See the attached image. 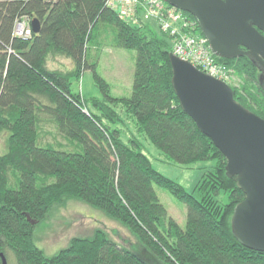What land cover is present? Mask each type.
<instances>
[{"label":"trees","instance_id":"1","mask_svg":"<svg viewBox=\"0 0 264 264\" xmlns=\"http://www.w3.org/2000/svg\"><path fill=\"white\" fill-rule=\"evenodd\" d=\"M184 14L203 35L195 18ZM23 18H37L41 31L16 37L15 24ZM145 26L121 19L108 0H0V131L6 133V150L0 152V254L12 251L17 264H264V252L247 248L233 232L234 208L245 194L228 175L227 159L180 106L172 85L171 41ZM109 30L116 47L137 54L130 98L113 97L97 62L88 61L90 46L101 45ZM59 56L73 67H51ZM217 59L244 79V92L234 89L235 99L264 118L258 67L246 56ZM87 70L103 100L72 91V79ZM117 103L176 163H215L195 193L156 170L135 135L124 138L127 123L112 106ZM49 124L76 149L57 141L39 145ZM154 186L187 205L185 228L169 217ZM223 193L226 203L218 201ZM70 199L104 212L135 242H118L97 228L46 255L35 243V228L56 204Z\"/></svg>","mask_w":264,"mask_h":264},{"label":"water","instance_id":"2","mask_svg":"<svg viewBox=\"0 0 264 264\" xmlns=\"http://www.w3.org/2000/svg\"><path fill=\"white\" fill-rule=\"evenodd\" d=\"M164 1L195 18L218 58L248 56L260 67L264 91V0ZM31 24L34 33L41 31L37 18ZM170 63L181 108L225 156L228 175L236 177L245 194L234 208L233 232L247 248L264 252V118L235 99L226 82L173 53ZM0 255L2 264H7Z\"/></svg>","mask_w":264,"mask_h":264},{"label":"rangeland","instance_id":"3","mask_svg":"<svg viewBox=\"0 0 264 264\" xmlns=\"http://www.w3.org/2000/svg\"><path fill=\"white\" fill-rule=\"evenodd\" d=\"M119 1H121L123 5L128 6V0ZM143 7L144 9H140L135 15L139 25H146L145 27L149 26L157 33L160 31L163 33V31L159 29L160 19L158 16H155L150 8H146V4H143ZM24 23L25 22L21 24ZM178 26H180V23H178ZM112 33V30H109L108 33L104 32L100 40L101 45L96 44L94 47L90 46L88 61L97 62V72L110 86L111 95L113 97L130 98L137 54L134 50L116 47L113 42ZM26 35H28L27 32ZM166 35L169 37L171 44H173L174 37L169 34ZM203 48L202 44L196 45L195 50L200 52ZM205 50L208 49L205 48ZM198 58L199 60H204L200 58V56ZM52 60L51 67L56 68L57 66L64 69H71L73 67L72 63L62 56ZM228 67L229 69H227L224 76L229 79L234 89L243 93V86L245 84L244 79L237 73L234 67ZM71 88L73 92L80 94L82 98L87 100L92 98L103 100L105 98L91 70L84 71L80 78H73ZM112 106L115 107L127 123V126H122L124 138L128 139L135 135L142 143L144 147L143 152L150 158L156 170L179 182L189 192L195 193L196 187H200L203 183L200 181L205 175L206 168L211 167L215 163H176L157 148L145 134L139 131L138 125L135 122L136 120L133 119L131 115L124 112L125 108L123 104L117 103ZM42 129L48 132V134H43L42 132L39 145L56 144L57 141L63 146H69L73 148V150L76 149L75 146L68 145L65 139L56 133L53 125H43ZM5 134L6 133L0 131V152H2L1 150H6ZM154 187L161 203L166 207L169 217L171 216L182 228H185L188 213L187 205L164 188L158 186ZM196 195H198V192H196ZM228 200L229 196L225 193L218 197L220 203H226ZM97 228L106 230L110 236L118 242H135V238L129 230L123 227L119 222L110 218L104 212L77 199H70L64 205L56 204L45 219L36 226L34 232L35 243L44 250L46 255L51 256L66 247L72 238L77 236H90ZM6 258L7 264H17L15 255L12 251L7 252Z\"/></svg>","mask_w":264,"mask_h":264},{"label":"built area","instance_id":"4","mask_svg":"<svg viewBox=\"0 0 264 264\" xmlns=\"http://www.w3.org/2000/svg\"><path fill=\"white\" fill-rule=\"evenodd\" d=\"M128 6L123 5L119 0H108V5L118 12L121 19L127 20L134 24H139L135 18L140 9L150 8L155 16L160 19L159 29L163 33L174 37L172 44V53L182 60L189 61L193 66L201 71L232 84L224 75L229 69L228 65L218 61L217 56L212 52L211 47L204 35L197 31L195 21L188 18L184 11L172 7L164 0H128ZM143 7V8H142ZM25 22L24 24H21ZM32 19L23 18L18 20L14 27V35L20 38H29L33 34ZM180 23V26H178ZM198 24V23H197ZM26 32L28 35H26ZM203 45V49L198 52L195 50L196 45ZM208 49V50H205ZM204 60H199V57Z\"/></svg>","mask_w":264,"mask_h":264},{"label":"flooded vegetation","instance_id":"5","mask_svg":"<svg viewBox=\"0 0 264 264\" xmlns=\"http://www.w3.org/2000/svg\"><path fill=\"white\" fill-rule=\"evenodd\" d=\"M242 49H244V47H242ZM243 57H245V56H243ZM246 57H248V56H246ZM249 58V57H248ZM250 59V58H249ZM258 73H259V76L261 75V70H260V67H258ZM258 76V77H259ZM260 78V77H259ZM259 78H258V81H259ZM234 89V88H233ZM247 108V107H246ZM249 109V108H248ZM255 113V112H254Z\"/></svg>","mask_w":264,"mask_h":264}]
</instances>
